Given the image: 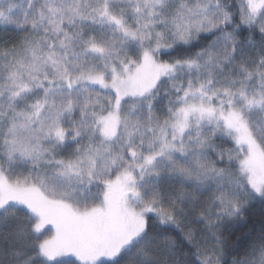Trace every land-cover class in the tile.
Instances as JSON below:
<instances>
[{
  "label": "snow or ice",
  "instance_id": "6c2138e0",
  "mask_svg": "<svg viewBox=\"0 0 264 264\" xmlns=\"http://www.w3.org/2000/svg\"><path fill=\"white\" fill-rule=\"evenodd\" d=\"M0 264H264V0H0Z\"/></svg>",
  "mask_w": 264,
  "mask_h": 264
}]
</instances>
